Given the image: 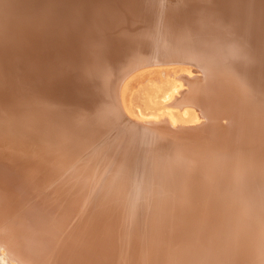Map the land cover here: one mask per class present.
Wrapping results in <instances>:
<instances>
[{
	"label": "bare ground",
	"instance_id": "1",
	"mask_svg": "<svg viewBox=\"0 0 264 264\" xmlns=\"http://www.w3.org/2000/svg\"><path fill=\"white\" fill-rule=\"evenodd\" d=\"M122 1L124 5L119 4ZM43 2L40 0L31 6L27 0H0V221L10 208L14 209L19 218L28 221L27 231L32 235L27 245L30 253L34 252L35 256L39 251L36 257L52 264H238L239 261L264 264L263 252L260 250L258 259L250 251L248 243L252 239L244 237L252 227L246 215L248 205L242 209V214L245 213L240 215V224L232 227L229 213L220 212L222 206L217 201L212 204L209 199L212 192L230 183L231 169L237 174L243 171L246 158L241 151L248 149L258 153L263 146L264 133L258 135L257 132L258 127L262 129L258 115L255 123L249 121L245 106V110L238 113L239 122L227 123V128L217 132L218 135L209 128L207 135L199 136V146L194 148L189 160L181 161L184 157L180 156V151L179 154L173 152L169 167L161 165L164 162L157 155L163 153L170 142L161 138L150 124H128L136 119L147 123L159 121L158 116L142 114L134 105L138 85L155 72L172 79L173 85L165 101L180 95L175 100L183 101L178 103L181 118L193 116L192 122L200 123L197 111L191 106L194 94L185 83V78L190 79L192 73L182 68L141 71L151 64L189 63L203 71V89L209 95V110H213L210 116L206 111L209 121L225 114V101L238 100V95L230 98L237 86H233L234 83L241 85L238 92L243 97L259 92L258 88L243 85L247 78L238 66L247 62L254 48L252 58L258 62L256 69L264 65V40L261 39L264 0H106L102 8L91 11L88 7L93 0H53L47 7ZM78 4L86 7L85 13L82 8L74 9ZM30 13L36 14L33 22L22 21ZM88 25L92 28L89 33ZM153 39L156 42L152 48L164 51L165 55H148L146 46ZM106 44L113 47L114 53L109 60L105 58L104 63L109 66L117 63V67L110 70L102 83L100 79L97 83L103 84L105 89L114 82L118 90L110 92L115 97L114 103L102 106L98 102L94 107L98 105L99 122H102L93 132H86L87 137L79 136L84 141L80 145L88 147L102 141L94 151L97 150V154L84 158L80 157L83 147L72 142L78 131L65 114L68 110L59 114L50 107L40 109L35 103L56 96L58 87H66L72 68L69 66L78 60L82 59L81 64H84L86 59H91L90 71H96ZM86 52L90 55L83 59ZM60 55L68 59L61 61L56 70L47 71L50 60ZM248 65L245 66L248 68ZM179 70L187 73L186 77L181 75L183 84L176 80ZM60 75L59 83L48 82L50 77ZM83 77L85 82L92 79L91 74ZM106 80L108 84H104ZM184 86L187 90H182ZM99 89H95L99 93L97 97H102ZM65 101L71 100L66 97ZM61 107V103L56 106ZM116 115L127 123L115 124L111 117ZM166 116L172 126L181 122L172 113ZM107 122L113 125L108 127ZM113 131L119 134L115 138L113 135L110 141L108 135ZM152 148L158 151H151ZM77 157L79 162L75 167L67 169ZM129 159H136L134 164L138 170L134 175L127 167ZM226 159L232 162L231 168H216L217 162H226ZM254 170L249 167L246 174L257 175L254 179L263 182V188L243 185L241 178V183H236L243 190L239 192L237 185L230 189L232 195L237 196L238 200L233 201L238 206L243 201L242 194H249L252 188L264 191V173L258 168L255 173ZM198 173L205 177L203 182L206 183L205 188L199 190L208 193L204 204L200 205L194 195V182H190ZM239 176L242 177L241 173ZM115 177L119 179L114 180ZM220 177L226 182H219ZM99 181L104 185L111 183L110 187H114L111 192L119 193L109 199L94 196ZM170 192L181 196L180 206H171ZM132 194L142 195L141 203L128 212L126 205L118 200L131 198ZM258 194L264 204V193ZM106 200L111 202L102 204ZM213 211H218V216ZM77 213L82 214L80 221ZM220 219L224 227L219 238L215 226ZM234 232L243 237L233 236ZM140 235L143 241L136 249ZM0 240V250L7 248L8 255L20 247V241L7 228L0 233ZM32 255L30 257L34 258ZM196 255L204 258L195 262ZM4 256L0 253L3 263Z\"/></svg>",
	"mask_w": 264,
	"mask_h": 264
},
{
	"label": "water",
	"instance_id": "2",
	"mask_svg": "<svg viewBox=\"0 0 264 264\" xmlns=\"http://www.w3.org/2000/svg\"><path fill=\"white\" fill-rule=\"evenodd\" d=\"M153 42H156V40L153 39L152 41H149L148 45L146 44L147 45L146 46L147 47L146 52H148V55L149 56L165 55L164 51L157 52L158 48H152ZM89 47L92 48L91 46H89ZM173 50L179 51L177 49H173ZM171 52H174V51H171ZM107 53L108 52L107 51L105 52V49H103V51H101L102 62H100L96 71L94 69L90 71L89 66H84V64H81L83 61L82 59L78 60V62L73 65V67L71 68V71H70V75L67 78V80L69 82L67 88L71 87L74 92L76 91L73 95V97H74V98H72L73 100H71L70 102H66L65 101L66 97H65V94L63 93L64 92L63 91L60 93L56 92V96L52 95V98H50V99H47L44 101H37L35 103L36 105H38V108H40V109L50 107V108H53L54 111L58 110V112H56V111L55 112L59 113V114H60V112H63L64 109L68 110V113H65V114L69 115V121H70L71 126L76 127V129L78 131V133L75 135V136H77V138L72 139V142L79 144L78 147H80V146L83 147V148H81L82 150L81 149L80 150L84 152V155L90 153L91 149L88 146H84V144L80 145L84 141L81 140L79 138V136L87 137L86 132H88V131L93 132L95 130V127L99 123L102 122V121L99 122V120L101 119V115H100L99 110H98L99 109L98 105L95 109H94V107L96 106V104H98V102L101 103L100 105H102V106L107 105L109 103H114L113 98H115V97H113L112 93H110V92H112V90H115V91L118 90L117 89L118 88L117 83L113 84L114 82H112L113 85L108 84V82H107L108 80H106V83H104V84H108V85L104 89L103 84L101 86V84L97 83L98 81H96V80H99L100 78H102L104 76L107 77L108 75H110L111 71L116 69V67H117V63H114V65H111V66L107 65L106 62L104 63L105 57H107ZM89 55L90 54L86 52V54L82 55L83 59H86ZM47 66L49 67V69L51 68V69L55 70L58 65L53 67V66H49V63H48ZM190 66L192 68H190ZM152 68H182V69H185L186 71L192 73V76H190V79H188L189 77H186L187 76L186 72L184 74L182 73L180 75H183L184 77H186L185 78L186 79L185 80L186 87L190 88V93L192 92V95L194 94V97L192 98L193 100L191 102L192 103L191 106L193 108L192 107L191 108L192 109L196 108L195 110L197 111V113H196L197 118L199 119V122H200V123L194 124V122H192V121L190 122V120H189L186 123L185 122H179L177 125L172 126V125H170L167 116L164 115V116L159 117L160 118L159 121H151L152 123H147V121H141V120L139 121L138 119H136L134 121L131 120L128 123L129 125H135V126L150 124V125L154 126L155 129L158 130L157 132H159L160 135L163 136V137L160 136L161 138H165L167 141L170 142V145L167 147V149H165L163 151V153H161V154L158 153V155H157V158H159L160 160H162L164 162V164H161V165H164L165 167H169L171 165L170 164L171 159L173 158V156H172L173 152L175 154L176 153L179 154L178 151H180V156L184 157L181 161H186L188 159V157H190V155H192L193 152H195L194 148L199 146V143H200L199 138L201 136L207 135L205 133L209 130V128L214 129V132L216 131L215 134L218 135L221 132V130L227 128L226 127L227 123L232 122L231 125H234L233 124L234 122L240 121V119H237V118H239L238 113H240V111L245 110L244 109L245 106L247 107L246 109L248 110V112H247L248 116L250 115L249 121H252L253 123H255L257 121V119H256L257 115L260 118V122H261L260 124L262 126V129L260 130V127H258V131H257L258 135H261L264 133V88H263V86H260V89L258 90L259 92H256L254 96L249 95V94H244V97H243L242 93L239 94V92H238V89L240 90L241 85L239 83L238 84L234 83L233 86L234 85H237V86H236L235 90L232 89L233 91H232L230 98H232L233 95H234V98L236 97V95H238L239 96L238 100L236 102L235 101L234 102L225 101L224 102V104H225L224 105V107H225L224 113L225 114L218 115L214 119L212 118V121H209L208 117H206L207 116L206 111L208 112V116H210V115H212L213 110H212V108L209 110V107H210V105L208 104L209 103V100H208L209 95L206 94L204 89H203V81H202L203 75L201 73L203 71H199L196 66H193L192 64H189V63L188 64H181V63H165V62L160 63V64H151L149 66L142 67L141 71L146 70V69H152ZM86 71L90 72V73L87 72L86 75L91 74V76H92L91 81L88 82L89 86L86 89L87 92H85V90H84V88H85L84 84H86V82L84 81V77H83V74H85ZM94 71H95V73H94ZM103 73L105 74L104 76H103ZM92 84L94 85V87L92 86ZM99 87H100V89H99ZM96 88L99 89V92L101 90V96L102 97H100V96L97 97V95H99V93H98V91L95 90ZM102 88H103V90H102ZM77 92H83L85 94L82 95V93H81L79 95V97L77 98L76 97ZM241 92H244V91L242 90ZM196 93H198V95H196ZM185 96H186V94H185ZM53 98H54L55 102H54ZM98 98H101V99L98 100ZM60 103L62 104L61 109L56 108V106L59 105ZM174 107H176V106H174ZM254 110H255V113H253ZM256 111H258V113H260V114H256L257 113ZM219 113H221V112H219ZM226 116H227V118H225ZM85 117H87V118H85ZM102 117H106V119H109V118H107V116H105L103 114H102ZM83 119H84V121H81ZM111 119H114L112 121L115 124H119V122H121V121L123 123H127V121L126 120L124 121L122 116H120V115H116L115 117H111ZM106 125L108 127H111L113 124L107 122ZM250 127H254V126H250ZM40 128H42V127H40ZM128 130L132 131L131 129H128ZM217 132H219V133H217ZM100 133L101 132H99V134ZM102 133H104V131H102ZM100 139H102V136L100 137ZM85 140H86V138H85ZM96 140H98V138H96ZM100 141L98 142L99 144L102 143V141L101 142ZM99 144H97V145H99ZM97 145H96V147H97ZM84 147H87L89 149L84 148ZM93 147L96 148L95 146H93ZM85 149H87V150H85ZM72 150H74V149H72ZM151 151H158V149L154 148V150H153V148H152ZM240 154L243 155L244 158H246V162L244 163V164H246V166H244V167L242 166L243 171H240L242 177L239 176L240 173L237 174L235 171H233L231 169L230 172L228 173L230 175L231 174L233 175L230 177V183H224L225 187L219 189L220 191L217 190V192H212L213 195H211V197H209V199L210 200L212 199V201H211L212 204L214 202L216 203V201H217L218 204L222 206L221 210H224L225 212L229 213V215L231 217L230 220L233 223V224L230 223L232 225V227H234L233 225L240 224V222H239L240 215H244V213H245V211H244L242 214V209H243V207L248 205V207H246V209L249 210V213L247 212L246 215H247V218L250 220V225L252 227L248 231V233L244 235V237L247 236L249 238V240L252 239L248 243L250 246V251L252 250L251 253L254 254L259 259L260 258L259 254H260V250H261V253L263 252V254L261 255V259L264 260V214H263L264 211H262L264 204L262 202L263 200H261V198H263V197L259 196V194H258V193L263 194L264 191L263 190H257V191L254 190L253 191V188H252V190L248 191L249 194L246 193L245 196L241 193L242 194L241 198H243V201L240 204L241 206H238V207L234 203L236 201H233V200H238L237 196L232 195V193L230 192V189H232V187L234 185H237L236 188L239 189V192H240V190L241 191L243 190V189H241V187L239 185L241 183L240 182L241 178H242V181H244L243 185H244V183L249 184V185L254 184V186H257L258 188H263V182H258L257 180L254 179L255 177H257V175L254 177L248 173L246 174V171H247V168L252 167V169H255L254 173H255V171H257L256 168H258V170H260L261 172L264 173V144L260 148V151L258 153H255V152L247 149V150L241 151ZM150 156L154 157V155H150ZM192 157H193V155H192ZM220 159H221V157L219 158V160ZM129 160H130V163H129V166H127V167L129 169H131L129 172L133 173V175H134L136 173V171L138 170L137 165L134 164V161L136 159H129ZM226 160H227L226 162H225V160H221L222 162H217L215 164V166H217L216 168L219 169L220 167L225 168V167H229V166L231 168L232 162L228 159H226ZM132 161H133V164H132ZM150 163H152V162H150ZM148 167L150 168V164ZM134 177L135 176H133V178ZM261 177H263V176H261ZM116 179H119V177L114 178V180H116ZM203 180H204V177H202V175L201 174L199 175V173H198L194 177V179H191V181H190V182H194V185L192 187L196 188V190H194L195 191L194 195H195L196 201L199 205L204 204V201H205L204 196H206L208 194L206 192L200 191L201 189L205 188L206 183L203 182ZM218 180H220L219 182H226V181H224V179H222V177H220ZM236 182L237 183L240 182V183L237 184ZM97 184H99V185H97ZM97 184L95 185L96 192L94 193V196L95 195H97L98 197H99V195H101V196L108 195L109 196L111 190L114 189V187H112V188L110 187L111 183L104 185L103 182L99 181V183H97ZM89 186H91V185H89ZM121 186L122 185L118 186L117 190H119V188ZM190 186H191V184H190ZM221 186H222V184H221ZM122 188H124L123 190L127 189L125 187H122ZM197 194H198V196H197ZM141 196L142 195H140V194H135L131 199H134V201H135L136 199H138ZM180 197H181L180 195L173 194V192H170L171 206L172 207L180 206V203H181ZM129 200L130 199H128L127 202H129ZM110 202L111 201L106 200L105 202H102V204L107 203L105 205H108ZM99 204H101V203H99ZM115 205L116 204H114V207H115ZM230 205H233L234 208L228 209V207ZM185 206H186V204L182 207L185 209L186 208ZM77 214L80 215V213H77ZM85 217H87V216H85ZM80 218H82V214L79 216L78 221H80ZM86 220H87V218H86ZM86 222L87 221H85L84 223H86ZM217 223L218 224L221 223V225H219V227L216 225L218 230H219L217 232H219L218 235L220 238L223 235V232L221 231V227H224L222 219L217 221ZM238 231H240L239 228H238ZM238 231H237V233H239ZM186 234H189L188 231L186 232ZM233 236H238L239 239H241L243 237V236L238 235V234L235 235V232L233 233ZM55 238H57V237H55ZM187 239H188V237H187ZM249 240H247V241H249ZM194 248L197 249V246L195 245ZM241 262L244 263V261H241Z\"/></svg>",
	"mask_w": 264,
	"mask_h": 264
},
{
	"label": "rangeland",
	"instance_id": "3",
	"mask_svg": "<svg viewBox=\"0 0 264 264\" xmlns=\"http://www.w3.org/2000/svg\"><path fill=\"white\" fill-rule=\"evenodd\" d=\"M39 1L40 0H27V2H28L27 4L32 6V5H35V3H38ZM51 1H53V0H44L43 4H45V7H47L48 5H51V3H52ZM105 1L106 0H93V2L90 3L91 5L88 7V10L89 11H91V10H99L100 8L103 7ZM119 4L124 5L125 2L122 1ZM81 8L83 9V13H85L86 12L85 10H87V9H86V7H84V5L78 4L77 6H75L74 9L79 10ZM99 12H102V11H99ZM35 15H36L35 13H30L28 15H25L23 17L22 21H24L26 23L27 22L28 23L33 22V17H35ZM120 16H123V15L120 13ZM87 29H89L88 33L92 30L90 25L87 26ZM222 37H223V35H222ZM261 39L264 40V34H263ZM93 45L95 46V44H93ZM112 48L113 47L110 44H106L102 48V51H103V49H105V52L106 51L108 52L107 53V57H105L107 60H109L110 56L114 53V50ZM260 48H262V47H260ZM254 51H255V48L247 56V62H245L244 64H241V65L238 64L240 66H238V65L237 66L241 67V69H243V72H245L244 74L246 75L245 77L247 78V79L244 80L243 85L245 87H247V88L253 87L255 89L258 88V90H259L260 86H263V84H264V65L260 66L258 69H256V67L258 66L257 65L258 62L255 61L252 58V54H255ZM256 51H257V48H256ZM66 58L68 59V56L66 57V55H64L62 57L60 55L59 57H56L54 61H53V59H51L50 60L51 62L49 63V66L55 67V66L59 65L61 63V61L66 60ZM90 60L89 59L86 60L85 63H84V66H89L90 65ZM237 63H239V62H237ZM248 63H249V65H248ZM245 65H248V68ZM69 67H73V66H69ZM46 69H47V71H50V72L54 71L51 68L49 69L48 66L46 67ZM56 69H57V67H56ZM156 69H162V68H152V69H147L146 71H153V70H156ZM176 69H179V68H176ZM181 71L182 70L177 71L175 76L177 78L176 80H178V81L180 80L182 82V84H183L184 81L182 80L181 75H180L183 72L181 73ZM87 72H89V71H86L85 74H83V76H85V77L89 76V74L86 75ZM104 75L105 74H103V76ZM61 78H62L61 75L58 76L57 78H51L50 77L48 82H51V84H56V83L60 82ZM105 79H106V76L100 78V80H101L100 83H102V81L105 80ZM100 80H96V81L99 82ZM87 81H88V79L86 80V84H84L85 92H87L86 89L89 86V83ZM62 84H64V82ZM172 85H173L172 79H167V78L162 77V76L160 77V75L157 74L156 72L152 73L149 76H146L142 80V82L138 85V87L136 89V94H135V97H134V105L137 107V109L140 110V112H142V114H145V115H154V116L161 117V116L167 115L168 113H172L181 122H185L186 123L189 120L191 122L193 120V116H191V117H189V118H187L185 120H183L181 118V114H180L181 107H180V104L183 101L177 102V100H175V98H180V95H177L175 98H172L169 101H165L166 100L165 96L169 93L170 88L172 87ZM67 86H68V84H67ZM67 86L64 87V88L58 87L57 88V92L60 93V92L64 91L63 93L65 94V97H68V100H72V98H74L73 95H74V93L76 91L74 92L71 87L67 88ZM92 86L94 87L93 84H92ZM182 90H187V88L184 86V88ZM83 92H77L76 93V97L78 98V96L81 93H82V95L85 94ZM254 94L255 93L253 92V94H251V95L254 96ZM178 103H180V104H178ZM174 106H176V107H174ZM193 110H195V109H193ZM191 115H192V111H191ZM118 134H119V132L113 131L111 133V135L110 134L108 135V139H110V141H111L112 140V136L114 135V138H115L116 135L118 136ZM93 146L96 147V143L93 144L91 147L89 146V148L91 149L90 153L84 155V152H83L82 155H80V157L86 158L87 156L97 154L98 151L94 152L96 148H94ZM89 148H87V149H89ZM87 149H85V150H87ZM218 150H220V149H218ZM97 158H98V156H97ZM222 158H224V156L221 157V159ZM78 162H79V157L74 158L73 161H71V163H70V165L68 166L67 169H71V168L75 167V165ZM74 187L75 186H73V188ZM117 193H119V192H110L109 196L105 195V196H103V198L109 199L111 197H115L114 195H117ZM174 194L179 195L178 193H174ZM132 197H133V194H132ZM117 198H120V197H117ZM131 198L130 197L128 198V199H130L129 202H127L128 199H120V200H118L119 203H122V204L126 205V207L128 209V212L129 211H133L137 207V205H139L141 203L140 198L136 199L135 201H134V199H131ZM1 199L2 198L0 197V200ZM235 205H236V203H235ZM236 206L238 207V205H236ZM232 208H234L233 205H230L228 207V209H232ZM220 212H223V210H220ZM218 213L219 212L217 211V213H215V215L218 216ZM141 216L142 215H140V220H141ZM27 222L28 221H26V219L23 220V219L19 218L17 216V212L14 209H12V208L9 209L7 215H5V217H4V220L0 221V233L2 232V230L4 231L7 228V230H9L10 234L15 236V238L20 241V247H18V249H16L14 252H12V253L10 252L9 255L7 253V248L5 249L4 247H2V249L0 250V253L4 254L5 256H4V263L0 260V264H42V263H44V264H52V262L43 261V260L37 258V257H39L38 254H40L39 251H36L35 253H37V255L34 256V255H32L34 252L30 253L31 249L28 250L27 245L29 243V240L32 239V235H31L30 232L27 231V228L29 226ZM13 225H14V227H13ZM216 225L219 227L218 223ZM217 226H215L216 229H218ZM11 228H14V230L10 231ZM43 228H45V226ZM24 230H26L27 232H24ZM140 237H141V235L137 238V242L135 244L136 249L141 247L143 238L142 237L140 238ZM33 238H35V237H33ZM0 242H1V240H0ZM33 242H34V240H33ZM30 255H32V257H34L35 259L31 258ZM152 257H151V260H153ZM156 257H158V256H154V259ZM158 259H159V257H158ZM201 259H202V256L201 257L199 255L195 256V262H197V261L199 262ZM159 261H160V259H159ZM238 264H243V262L239 261Z\"/></svg>",
	"mask_w": 264,
	"mask_h": 264
}]
</instances>
